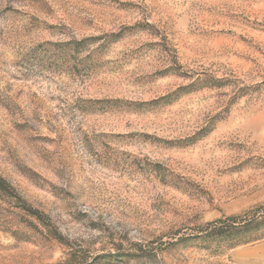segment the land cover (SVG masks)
Here are the masks:
<instances>
[{
  "label": "rangeland",
  "instance_id": "rangeland-1",
  "mask_svg": "<svg viewBox=\"0 0 264 264\" xmlns=\"http://www.w3.org/2000/svg\"><path fill=\"white\" fill-rule=\"evenodd\" d=\"M263 205L264 0H0V264H264L202 232Z\"/></svg>",
  "mask_w": 264,
  "mask_h": 264
},
{
  "label": "trees",
  "instance_id": "trees-1",
  "mask_svg": "<svg viewBox=\"0 0 264 264\" xmlns=\"http://www.w3.org/2000/svg\"><path fill=\"white\" fill-rule=\"evenodd\" d=\"M257 218L264 219V205L259 206L254 210H250L249 212L244 213L243 215L228 216L224 217L223 219H218L215 222L209 223L206 226V229H203L202 232H204L208 236L215 237L222 234H228L233 228L239 230L245 227L246 225H250V223L255 221Z\"/></svg>",
  "mask_w": 264,
  "mask_h": 264
}]
</instances>
